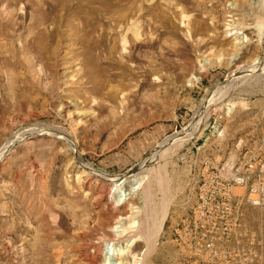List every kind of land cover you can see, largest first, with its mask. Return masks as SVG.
<instances>
[{
	"label": "rangeland",
	"instance_id": "rangeland-1",
	"mask_svg": "<svg viewBox=\"0 0 264 264\" xmlns=\"http://www.w3.org/2000/svg\"><path fill=\"white\" fill-rule=\"evenodd\" d=\"M252 63L264 0H0V264H90L117 221L141 233L130 264H264V192L176 234L229 161L264 185V72L226 87ZM185 132L148 200L100 196L82 165L120 177Z\"/></svg>",
	"mask_w": 264,
	"mask_h": 264
},
{
	"label": "bare ground",
	"instance_id": "bare-ground-1",
	"mask_svg": "<svg viewBox=\"0 0 264 264\" xmlns=\"http://www.w3.org/2000/svg\"><path fill=\"white\" fill-rule=\"evenodd\" d=\"M245 37L246 36H244L243 39H246ZM252 64H253V66L250 67V70H248L249 69V67H248V69H246V70H243L241 72L239 71L238 74H237V77H235L233 80H231V82H229L226 87L227 88L234 87V85L238 81L246 80V78H248V76L250 74L253 75V73L255 74V73L264 72L262 70V67L264 66V64H262V65L260 64L261 66L257 65L256 63H252ZM239 74H240V76H238ZM241 74H244V75H241ZM190 133L189 132H187V133L185 132L184 133L185 136L184 135L182 137L181 136H175V137H172V138L168 139L167 141H165V143H162L161 146H158L154 150V152L146 160H144V162L142 164H140V166L138 167L139 169L138 168L131 169L129 172H126L124 175H122L120 177L119 176H110V175H107V174H104V173H100L99 171L94 170L90 166L85 165L82 162L81 163H82L83 167L90 172L91 178L92 179H96V181H99L101 183L100 187H99L100 196H103L106 193V188L107 187L112 186V191H115L114 194L117 193V195H118L117 205L118 204L119 205H123L124 204L123 202L125 201L127 196H134L136 194V192L140 191V190L141 191L143 190V192L146 191V195L145 196L147 198L146 200H148V197H149V195L151 193L150 190L153 187V185L154 184L161 185L162 181H163L162 180V171H163L162 168L158 167V168H153L152 169V166L155 165V163L158 161V158L163 156L162 153L166 151L167 145L173 143L174 140L176 142L177 138H178V141H179V139L186 138ZM192 133H194V132H192ZM181 141H183V140H181ZM69 142L71 143V145L74 148H77L76 147L77 146V142L76 141H69ZM161 165H160V167H161ZM144 169L149 171V175L150 176L152 175V171H153L154 172L153 174H155V175L151 176L153 178H150L147 175L148 178L146 179L147 176L145 177V176L142 175L143 174L142 171H144ZM145 179H146V183H145ZM92 181H94V180H92ZM142 195H143V193H142ZM149 204L147 203V206ZM154 207H157V206L154 205L153 208ZM150 208H152V207H150ZM146 209H147V207H146ZM154 211H155L156 214H159L160 212H162V208L161 209H156L155 208ZM164 211H163V213L165 215ZM151 212H152V210H151ZM146 221H148V220H146ZM133 226H134V224H132L129 227H127L126 224H122V223L120 224L119 221L115 222L113 225L109 226L110 229L108 230L109 232H108V235H107L108 239H107L105 245H100V244L89 245L86 248V250L84 251L83 256L86 259H88L90 264H101L104 260L106 262H109L108 264H130V262H129L130 259L128 257L129 254H127L125 252V249L126 248H131L132 245L136 241V240L133 239V237H136V235L139 236L141 234L139 232V230L137 231L138 232L137 234H133V232L131 231ZM147 233H148V231H147ZM148 235H150V234L148 233ZM146 248H147V250H146L147 251L146 254H147L148 250H149V247H146ZM111 262H113V263H111ZM135 262H136V260L134 261V263ZM136 264H138V261H137Z\"/></svg>",
	"mask_w": 264,
	"mask_h": 264
},
{
	"label": "built area",
	"instance_id": "built-area-1",
	"mask_svg": "<svg viewBox=\"0 0 264 264\" xmlns=\"http://www.w3.org/2000/svg\"><path fill=\"white\" fill-rule=\"evenodd\" d=\"M217 171L224 173L221 179L216 177L219 181L203 183L198 186L195 192L196 203L191 215L178 225L176 234L180 246L189 247L192 245L191 242L184 239L182 234H191L196 231V228L201 227L203 218L211 216L216 222L229 221L231 216L238 215L240 211L242 213L248 203L258 205L260 202L248 197L264 192V185L261 187L256 182L257 169L254 168V165L248 164L247 168L244 169V167L238 166L235 160H231L222 170L217 168ZM236 189H243V193L237 194ZM209 207H216L218 210L211 211ZM228 229L226 228L224 232ZM207 247L210 248L211 246L208 245Z\"/></svg>",
	"mask_w": 264,
	"mask_h": 264
}]
</instances>
